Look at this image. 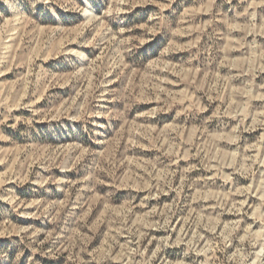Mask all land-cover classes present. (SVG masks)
<instances>
[{"label":"rangeland","instance_id":"374dc122","mask_svg":"<svg viewBox=\"0 0 264 264\" xmlns=\"http://www.w3.org/2000/svg\"><path fill=\"white\" fill-rule=\"evenodd\" d=\"M0 264H264V0H0Z\"/></svg>","mask_w":264,"mask_h":264}]
</instances>
